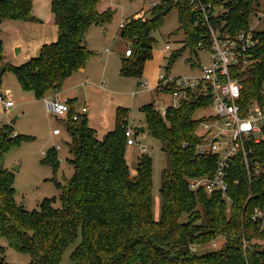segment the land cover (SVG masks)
Here are the masks:
<instances>
[{
  "label": "trees",
  "instance_id": "16d2710c",
  "mask_svg": "<svg viewBox=\"0 0 264 264\" xmlns=\"http://www.w3.org/2000/svg\"><path fill=\"white\" fill-rule=\"evenodd\" d=\"M100 1L52 0L58 40L44 44L39 56L21 65H2L0 41V82L3 74L10 71L21 88L33 92L37 99L60 91L93 54L86 41L89 28L113 18L112 9L98 10ZM212 2L223 9L212 22L224 23L225 29L238 32L248 28L251 14L261 0ZM32 9L33 0H0V22L37 21ZM173 9L179 11L185 46L196 52L197 43L206 41L208 28L190 0H160L152 5L151 16L136 17L137 13L120 27V35L132 43V54L122 60L123 74L142 75L143 64L152 56L155 43L151 32L162 26L164 17ZM259 35L264 56V31ZM181 50L170 54L167 73ZM241 75L245 95L264 99V61ZM208 104L207 98L191 96L177 108L168 107L165 118L155 110L154 103L141 107L151 134L163 142L169 158V165L162 171L159 219L153 215L151 157L139 156L135 176L126 160L127 108H118L116 126L102 138L88 125L86 116L66 121L65 130L70 135L66 163L73 168V174L70 178L63 175L64 182L58 180V152L50 148L43 160L54 170L50 180L61 191V206L54 205L55 197L44 198L38 210H29L16 200L15 174L4 166L7 152L32 137L13 135V126L3 124L0 237L16 251L30 254L28 264H59L65 249L79 236L81 241L71 253L76 264H264V232L251 219L254 208L264 205V140L255 143L248 156L251 175L242 155L232 160L228 173V193L233 201L230 208L219 193L193 191L188 186L189 178L212 176L217 164L216 155L196 152L197 128L203 118L194 114ZM217 237L224 239L221 247L201 253L192 249L210 244ZM0 264L14 263L0 257Z\"/></svg>",
  "mask_w": 264,
  "mask_h": 264
},
{
  "label": "rangeland",
  "instance_id": "374dc122",
  "mask_svg": "<svg viewBox=\"0 0 264 264\" xmlns=\"http://www.w3.org/2000/svg\"><path fill=\"white\" fill-rule=\"evenodd\" d=\"M49 6V12L52 13V0H42ZM160 0H101L98 3V10L103 12L107 9L114 11L110 22L103 25H96L89 34L88 48L92 55L85 64L84 71H74L66 80L67 85L80 83L78 87V97L76 110L81 109L83 105L88 106L87 117L89 126L94 128L97 135L102 138L108 131L113 130L117 122V110L119 107L127 108L128 126L136 132V127H145V132L137 131L134 138V145H127L126 160L129 165L131 175L137 173L138 155H149L152 159V196H153V215L156 219L161 216V182L162 171L169 165L167 153L163 150V142L154 137L146 123L145 113L141 107L157 101L156 90L161 73H166L165 66L171 53L180 50L177 60L170 66L169 76H185L199 73L202 66L210 64V54L197 49L193 52L190 47L185 46L184 30L180 29L179 11L171 10L163 20L162 26L151 32L155 43L152 50V56L145 60L143 72L140 77L136 75L122 73V60L125 57V51L132 48V43L121 35H117L122 22L127 18L134 16H151V7ZM261 7L264 8V0H261ZM47 9L44 8V13ZM35 16V15H34ZM52 28L56 27L57 37H59V28L52 14ZM252 16V14H251ZM37 17V16H35ZM37 24L42 23V19L37 17ZM2 22V21H1ZM251 18V23H254ZM256 30L264 31V18H262L256 27ZM41 27L34 25V30L30 34L31 41L40 39ZM7 28L0 23V41L2 54L11 55L12 48L8 45V39L5 37ZM27 34V32H26ZM49 42V43H52ZM48 44V43H47ZM169 44L170 50L165 47ZM43 46V45H42ZM42 48V47H41ZM41 51V49H40ZM39 53L35 56H39ZM33 58V57H32ZM2 65H6L3 61ZM139 82H142L140 85ZM18 83L15 74L10 73L2 76L0 88L4 86L13 88V97L15 106L6 112L4 105L0 103V121L3 124L13 126L17 134L31 136L32 138L22 140L18 145L12 147L6 154L4 166L15 174V198L19 203L29 210H38L40 203L44 198H54V205L60 207L61 201L58 198L60 189L50 180L54 176L52 166L44 162L45 154L56 144L62 145L60 155L67 157L68 140L70 135L65 130V123L47 110L45 100L37 99L33 92L14 89ZM65 83V84H66ZM84 84V85H82ZM154 84L155 87L150 88ZM6 91L5 93H7ZM47 95H50L49 93ZM160 99L165 102L170 101L169 95L160 94ZM210 109H199L194 116L200 118L207 114ZM18 116V118H15ZM108 122V123H107ZM110 124V129H106L104 124ZM59 127L62 134L53 135L54 128ZM142 145L147 147L146 152L141 150ZM60 170L57 174L58 180L64 182L65 178H70L72 171L62 173L67 166L65 162L59 161ZM81 236L69 245L62 254L59 264H76L71 259V253L80 243ZM224 243L223 238H219L218 245L221 247ZM0 257H4L7 262L14 264H28L31 261L30 254L16 251L8 246L7 241L0 237ZM209 243L195 245L198 253L210 249Z\"/></svg>",
  "mask_w": 264,
  "mask_h": 264
},
{
  "label": "built area",
  "instance_id": "2783aa9c",
  "mask_svg": "<svg viewBox=\"0 0 264 264\" xmlns=\"http://www.w3.org/2000/svg\"><path fill=\"white\" fill-rule=\"evenodd\" d=\"M190 1L194 9L202 15L203 25L208 28L206 41H199L195 49L207 51L211 62L207 66H202L196 74L169 76L167 72L161 73L154 108L165 118L168 107L177 108L182 101L191 96H201L209 100L206 108L210 110L202 116L203 119L197 128L199 142L196 145V152L200 155H216L217 164L212 176L189 178L188 186L193 191L219 193L230 208L233 202L228 193L231 162L235 157L242 155L251 175L248 156L253 152L254 144L264 140V99H249L245 95L241 75L244 71L257 68L264 61L262 40L259 31L256 30L260 20L264 18V8L260 5L254 10L251 18H254L255 22L251 23L250 19L247 29L232 32L224 28V23L212 22L213 16L223 10L222 5H217L212 0ZM199 23L197 21L196 25ZM125 24L126 21L122 22L120 27ZM165 48L170 50L171 46L167 44ZM131 54L132 49L128 48L125 56ZM262 93L264 95V83ZM160 94L169 95L170 101L160 99ZM44 100L47 110L64 122L69 119L79 121L88 112L87 105L78 110L73 108L69 98L62 96L60 91L45 96ZM0 103L4 105L6 112L14 106L13 99L7 94L0 95ZM2 125L0 121V130ZM136 132L127 127V145H134L137 142L134 138ZM61 134L62 130L59 127L54 128L53 135ZM54 148L58 152V160L61 163L65 162L66 157L60 155L62 145L56 144ZM141 150L146 152L147 147L142 145ZM47 153L44 152L45 155ZM238 182L237 180L236 183ZM251 219L256 223L258 230L264 232V205L254 208ZM219 238H215L209 248H218ZM243 242L246 246V240ZM192 249H195V246H192Z\"/></svg>",
  "mask_w": 264,
  "mask_h": 264
},
{
  "label": "crops",
  "instance_id": "0c3cea01",
  "mask_svg": "<svg viewBox=\"0 0 264 264\" xmlns=\"http://www.w3.org/2000/svg\"><path fill=\"white\" fill-rule=\"evenodd\" d=\"M44 8L47 9L46 13H44ZM32 12L35 16L42 19L41 21L42 23L37 24L34 21H22V20H12V19H5L2 22H0L7 28V34L5 37H7L8 39L7 40L8 45L10 44L12 48V54L4 56L5 62H8L16 66L21 65L27 60H29L30 58L35 57L39 53L42 45L52 42L56 39L57 37L56 27L52 28V18H53L52 14L53 13L49 12V6L46 5V3L42 0H33ZM35 24L41 27L42 37L40 39H37V40L35 39L31 41L30 34L33 32ZM95 26L96 25H92L88 30L87 37H86L87 45H88V37H89L90 31ZM116 34L118 36L120 35V28L119 30H117ZM84 70H85L84 67L78 69V71H84ZM10 73H13V72L7 71L3 75L7 76ZM65 83L62 89L60 90L61 95L69 98L72 107L75 108L77 97H78L77 89L78 87H80V83L72 84V82H70L69 85H67L68 82L66 84ZM141 83L142 82H139L138 84L140 85ZM153 87H155L154 84L150 85V88H153ZM14 89H16L19 92H21L20 90H23L19 82L16 83V86L14 87ZM6 91L8 92L5 93ZM154 91L157 92L156 90ZM6 94L9 95L14 101L13 88L7 87V86H4L3 90L2 88H0V95H6ZM49 94H51V92ZM14 106H15V102H14ZM13 107L11 109H13ZM85 116L88 120L87 114ZM15 118H18V116H16ZM88 123H89V120H88ZM107 123L104 124V127H106V129H110L109 128L110 124H107ZM17 133L18 131L15 130V134ZM54 136H58V135H54ZM138 158H139V155H138ZM66 171H72V174H73V168L71 166H67L65 170L63 171V173H65Z\"/></svg>",
  "mask_w": 264,
  "mask_h": 264
},
{
  "label": "water",
  "instance_id": "95a60500",
  "mask_svg": "<svg viewBox=\"0 0 264 264\" xmlns=\"http://www.w3.org/2000/svg\"><path fill=\"white\" fill-rule=\"evenodd\" d=\"M137 131L145 132V127H136Z\"/></svg>",
  "mask_w": 264,
  "mask_h": 264
}]
</instances>
